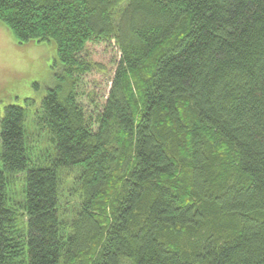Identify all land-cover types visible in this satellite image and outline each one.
<instances>
[{"label":"trees","instance_id":"1","mask_svg":"<svg viewBox=\"0 0 264 264\" xmlns=\"http://www.w3.org/2000/svg\"><path fill=\"white\" fill-rule=\"evenodd\" d=\"M0 24L56 47L51 159L28 168L24 106L0 117V264H264V0H0ZM110 40L87 117L86 45Z\"/></svg>","mask_w":264,"mask_h":264},{"label":"rangeland","instance_id":"2","mask_svg":"<svg viewBox=\"0 0 264 264\" xmlns=\"http://www.w3.org/2000/svg\"><path fill=\"white\" fill-rule=\"evenodd\" d=\"M84 55L86 60L95 66L82 75L77 91L86 116L93 117L100 111L106 98L120 54L114 41L110 40L88 43ZM55 56L56 47L53 41H29L19 44L13 39L10 31L0 24V117L8 104L15 103L26 108L28 168L43 165L53 156L52 144L38 125V117L41 115V100L52 85L51 64ZM24 175L25 171L14 175L13 182L7 187V193L13 202L19 203L23 200ZM73 177L74 172L65 171L61 179L69 188ZM64 190L65 188L63 197L67 200L69 194ZM69 192L73 193L72 190ZM73 198L70 195L68 201L71 202ZM18 208L21 212L20 205Z\"/></svg>","mask_w":264,"mask_h":264}]
</instances>
